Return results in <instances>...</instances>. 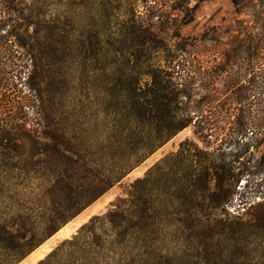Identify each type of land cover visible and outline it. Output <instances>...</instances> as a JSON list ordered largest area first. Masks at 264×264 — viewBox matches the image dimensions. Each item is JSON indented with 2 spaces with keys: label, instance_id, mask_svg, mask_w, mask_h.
I'll use <instances>...</instances> for the list:
<instances>
[{
  "label": "rangeland",
  "instance_id": "1",
  "mask_svg": "<svg viewBox=\"0 0 264 264\" xmlns=\"http://www.w3.org/2000/svg\"><path fill=\"white\" fill-rule=\"evenodd\" d=\"M52 1L59 3L54 17L65 14L78 29L67 43L56 44L45 30L23 43L16 31L0 40V211L4 218L27 220L43 237L18 264H39L97 216L102 219L79 248L65 244L48 264H185L182 257L201 252L202 241L223 250L224 263L264 264V185H255L264 183V141L253 140L249 130L245 137L235 134L247 108L255 116L264 99V0H112L117 16L99 26L100 39L117 42L123 38L121 29L133 24L130 18L143 21L151 70L163 71L168 91L179 90L177 118L186 119L189 111L190 122L64 224L50 210L60 203L86 204L82 187L87 181L82 169L70 179L43 134L50 132L85 153L96 142H114L121 116L114 55L92 59L83 46L96 41L89 36L93 24L107 15L90 5L79 10ZM41 27L33 25L31 32ZM11 29H1L0 36ZM12 59L23 65L20 93L4 85L5 62ZM24 96L34 105L27 108L28 123L16 127L22 124L16 119L6 125L5 118L15 116ZM38 151L43 155L34 156ZM161 159L166 160L160 188L154 181L147 185L146 232L136 226L139 206L131 204L136 227L130 224V235L120 234L126 227L122 220L103 216L116 204L135 200L131 185ZM224 194L225 199L214 201ZM43 215L53 217L49 227L42 224ZM218 234L227 237L219 241ZM213 238L218 242L211 243Z\"/></svg>",
  "mask_w": 264,
  "mask_h": 264
},
{
  "label": "trees",
  "instance_id": "2",
  "mask_svg": "<svg viewBox=\"0 0 264 264\" xmlns=\"http://www.w3.org/2000/svg\"><path fill=\"white\" fill-rule=\"evenodd\" d=\"M72 1L74 3H71ZM60 3L62 6L71 4L79 10H83V8L90 5L94 10L100 8L107 15L108 19L106 21H97L95 22L96 24H93L94 33L89 36L95 37L96 41L94 43L91 42L89 45L83 44V46L85 47V53L89 54L87 57H91L92 59L98 58L99 60L106 54L114 55L116 59L115 85L118 87L115 94L118 104L117 111L119 116H121L117 121L118 129L114 136V142H96L95 148L85 153L72 150L66 145L65 139L54 136L50 132L43 134L48 143L52 142V145L48 148L51 154L60 164L68 167L70 179L76 177L78 170L82 169V173L85 175L87 181L85 186L82 187V192L87 197L85 200L86 204L82 206L79 203H60L57 209L50 210L55 216L57 215L55 218L59 219L60 224H64L68 219L76 215L82 207L84 208L86 205H89L108 188L124 178L150 154L160 148L179 130L186 127L190 119L188 109H185L188 111L186 119L177 118L178 112L176 109L179 102V90L168 91L169 87L163 82L164 79L161 76V72L163 73V71L156 73L154 70H151L149 63L150 45L147 42V28L144 26L143 21L130 18L129 20L133 24L121 29V36L123 38L117 42L109 41L105 43L100 39L102 37V29H99V26L107 24L112 15L117 16V8L113 6L114 2L112 0H102L100 3H98V0H60ZM34 4L42 5V7L34 9ZM58 4L52 0H36L30 3L27 0H0V30L12 27L11 31L0 36V40L2 38L8 40L13 35V31H16L17 38L19 39L18 42L23 43L27 39L33 40L37 38L45 30L47 32L45 37L53 39V42L56 44L67 43L73 35H76L74 32H77L78 29L75 31L74 25L68 24L65 14L54 17L55 14L52 10H55V6ZM98 18H103V14H100ZM137 23L140 25H137ZM38 24L42 26L41 29L38 28L32 33L31 28L33 25ZM85 34L84 31L80 32V35L83 37ZM87 40L89 41V39ZM5 64V67L3 66L6 75L4 85L20 93L23 90L18 88V85L22 84L23 65L14 59L10 60L9 64L7 62ZM262 64H264V60H262ZM29 89L31 90V88ZM38 96L40 97L39 93ZM23 99L15 116L11 115L5 118L6 125L12 126L16 119L22 120L21 125L15 123L16 127L24 128L28 123L27 108H33L34 105L31 104L27 96H24ZM245 100H247V104L251 103L250 94L246 96ZM259 104L258 113L255 116L250 114L252 113V108L250 109V106L247 108L244 115L243 127L235 133L236 135H243L245 137L249 130L252 132L251 138L253 140L264 141V99ZM178 154L175 153V155ZM38 155H43V153L38 151L34 154V156ZM262 159L264 161V151ZM165 160L161 159L155 163L148 170L144 178L138 179L135 184L131 185V188H133L131 195L136 196L135 200H126L122 205L116 204L115 210L103 216V218L113 217L122 220V223L126 227L123 233L120 234L130 235V230L132 229L131 217L135 211L138 217L136 226H139L143 233L146 232V213L148 209V201L146 199L147 185L151 181H154L158 184V188H160ZM208 184L209 180H206L204 186ZM191 185L193 184L191 183ZM255 185L256 187H261L264 183H255ZM220 186L221 179L218 180L217 187L220 188ZM67 189L73 195L78 193L72 186H68ZM189 196L193 197V194H189ZM227 196L228 194L218 196L214 201L217 203ZM176 198H179V196H176ZM131 204L138 205L139 210L132 211ZM41 219L42 224L47 227L53 222V217L50 215H43ZM98 219H102V217H94L89 223L82 225L78 234L72 240L64 241L59 248L52 251L39 264H48L64 248L65 244H70L71 247L76 249L79 248L82 245L81 241L84 236L92 233L95 229L94 222ZM213 236L215 235L210 236V239ZM216 237L220 241L222 237L227 236L218 234ZM218 239L215 240L213 238L211 243L218 242ZM233 239L235 238H228L230 241ZM42 240L43 237L28 227L27 220L21 217L17 218V216L13 217V215L9 219L4 218L0 211V264H18L39 246ZM119 244L124 245L122 241ZM127 244L129 242L126 243V247ZM200 246H202L201 252L196 251L182 257L186 262H189L185 264H229L223 262L225 257L223 250H212L211 248H214V245H206L205 241H202ZM243 255L247 257V254ZM235 257L234 252H232V261ZM191 260H193L192 263H190ZM168 264L171 263L168 262ZM230 264L235 263L232 262Z\"/></svg>",
  "mask_w": 264,
  "mask_h": 264
},
{
  "label": "crops",
  "instance_id": "3",
  "mask_svg": "<svg viewBox=\"0 0 264 264\" xmlns=\"http://www.w3.org/2000/svg\"><path fill=\"white\" fill-rule=\"evenodd\" d=\"M62 230V229H61ZM65 231H67V230H65Z\"/></svg>",
  "mask_w": 264,
  "mask_h": 264
}]
</instances>
